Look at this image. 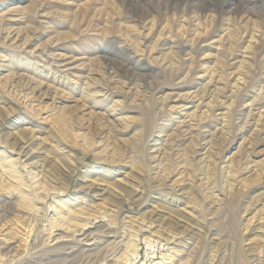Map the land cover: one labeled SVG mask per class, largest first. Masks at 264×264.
Instances as JSON below:
<instances>
[{
  "label": "rangeland",
  "instance_id": "obj_1",
  "mask_svg": "<svg viewBox=\"0 0 264 264\" xmlns=\"http://www.w3.org/2000/svg\"><path fill=\"white\" fill-rule=\"evenodd\" d=\"M0 206V264H264V0H0Z\"/></svg>",
  "mask_w": 264,
  "mask_h": 264
},
{
  "label": "bare ground",
  "instance_id": "obj_2",
  "mask_svg": "<svg viewBox=\"0 0 264 264\" xmlns=\"http://www.w3.org/2000/svg\"><path fill=\"white\" fill-rule=\"evenodd\" d=\"M206 1V0H205ZM224 1V0H223ZM12 201V200H11ZM6 203V202H5ZM13 204V203H12ZM11 204V205H12ZM7 208V207H6ZM6 211V210H5ZM11 214V213H10ZM13 215V214H12ZM2 217H4V209H3V206H0V218H2ZM2 220V219H1ZM83 231V230H82ZM90 232V231H89ZM89 232H87V233H89ZM97 232V231H96ZM105 232V231H104ZM114 233V232H113ZM93 235V234H92ZM81 237H84L83 239H82V241H86V242H91V241H93V237H90L91 235L89 234V235H86V232H82V234L80 235ZM110 237V236H109ZM73 239V238H72ZM56 240V239H55ZM81 241V240H80ZM61 242H64V241H61ZM119 245V244H118ZM77 246V245H76ZM87 246H90L91 247V245H87ZM79 247V246H78ZM94 247V246H93ZM3 249H4V247H2ZM99 248V247H98ZM110 248V247H109ZM109 248H108V250L106 251V252H104L103 253V255H104V257H103V260L104 261H107L108 259H109V257L110 256H113L114 254H118V251L120 250V247H118L117 245H116V247L114 248V251L111 253V254H109V252H110V250H109ZM124 248V247H123ZM13 249V248H12ZM89 249V248H88ZM66 251H67V255L69 256L68 258V260H67V263H65V264H91V262H93L94 263V261L96 260V258H94V257H90V255L91 254H89L88 256L86 255V256H84L85 255V253H83L84 251H82V253H83V255L81 256H77L76 255V249L74 248V247H69V248H66L65 249ZM84 250V249H83ZM123 250V249H122ZM12 251V250H11ZM5 252V251H4ZM3 252V253H4ZM53 252V251H52ZM102 252V251H101ZM95 253V252H94ZM56 254V253H55ZM96 254H98V253H96ZM119 255V254H118ZM20 258V257H19ZM117 258H118V256H117ZM10 259V258H9ZM18 259V258H17ZM100 260V259H99ZM125 260V259H124ZM52 261V260H51ZM3 263V262H2ZM101 263H102V261H101ZM110 263H111V261H110ZM108 264V263H107Z\"/></svg>",
  "mask_w": 264,
  "mask_h": 264
}]
</instances>
